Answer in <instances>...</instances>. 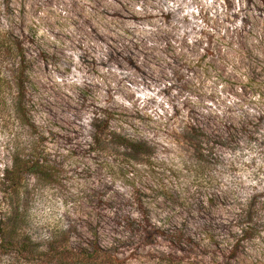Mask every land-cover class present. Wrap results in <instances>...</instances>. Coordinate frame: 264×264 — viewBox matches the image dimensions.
I'll return each mask as SVG.
<instances>
[{"label": "rangeland", "instance_id": "obj_1", "mask_svg": "<svg viewBox=\"0 0 264 264\" xmlns=\"http://www.w3.org/2000/svg\"><path fill=\"white\" fill-rule=\"evenodd\" d=\"M164 2L0 0V32L15 36L24 46L31 80L27 91L29 116L40 132L50 131L45 136L42 158L56 172L51 185L23 177L14 197L5 194L2 177L10 167L13 150L34 144L40 137L30 135L33 130L18 123L9 109L0 111V234L3 225L15 221L14 234L32 252L23 261L3 257L0 264H45L50 245L61 240L79 248L97 241L121 264H264V135L258 134L264 130V116L256 122L248 121L242 111L238 117L237 110L229 107L225 119H221L220 114L209 113L207 108L200 112L191 107L184 102L190 84L180 71L184 66L180 58L172 60L177 70L166 62H160L159 72L144 70L155 59L156 46L168 43L170 47L175 37L161 34L159 29H141L145 25L155 27L157 20H163L167 27L188 23L186 17L180 21L172 11L164 13L161 9L159 16H140L133 10L134 5L143 4L155 11ZM236 3L224 0L229 10ZM239 3L248 11L259 10L260 18H264V0ZM244 24L251 25L253 32H264L258 18L245 16ZM113 25L120 29L115 34ZM66 28L77 39L64 49L60 45L71 39ZM41 29L60 44L38 35ZM215 43V39L209 42V48ZM54 74L63 80L62 85L54 81ZM77 79L83 82H70ZM128 83L138 90H160L143 99V108L136 114L139 125L120 127L117 132L119 105L112 102L113 96L127 98L131 94ZM257 93L264 99V73L256 76L244 95ZM3 99L10 106V91L6 90ZM208 99L209 105L217 102L212 96ZM165 101L172 107L173 116L161 130L174 148L160 142L154 127L158 122L152 115H140L157 108L167 114ZM99 115L107 119L109 131L151 146L152 151L138 157L136 163L159 161L166 166L167 160L162 158L175 156L191 174L184 177L172 171L177 181H188L183 191L173 187L153 206L129 190L126 182L117 186L120 177L112 165L129 159L112 137L103 138L102 148L94 144L93 123ZM238 120L245 126L243 133H238ZM193 128L209 133L215 142L202 155L189 141ZM144 179L151 183L153 176L148 173ZM49 191L54 204L48 199ZM61 205L63 212L58 211ZM241 210L249 216L244 217ZM50 217L58 218L49 224Z\"/></svg>", "mask_w": 264, "mask_h": 264}, {"label": "clouds", "instance_id": "obj_2", "mask_svg": "<svg viewBox=\"0 0 264 264\" xmlns=\"http://www.w3.org/2000/svg\"><path fill=\"white\" fill-rule=\"evenodd\" d=\"M161 9L164 13L169 11L176 13L180 21H184L186 17L188 23L173 24V27H167L163 20H157L155 21V27L149 28L145 25L141 29V32L145 30L157 32L159 29L161 34L172 33L175 37L170 40V47L168 43L156 46V50L153 52L155 59L149 62L147 68L144 70L159 72L161 68L160 62H166V64L172 65V69L177 70V66L172 64V60L180 58L184 65L180 71L183 72L186 81L190 84L189 90L184 93V102L188 101L191 107L195 106L200 112H204L207 108L209 113H218L221 119H225L227 108L234 107L237 110L236 114L238 117L242 111L248 121H259L264 116V99H262L259 93L247 97L244 95L246 89L252 87V81L256 76L264 73V32H253L251 25L246 26L244 24V18L247 16L258 18L260 25L264 26V18H260L259 10L253 8L251 11H248L246 5L239 3V0H237L236 6L231 10L224 5V0H187V2L165 0L164 3H160L156 7L155 11L143 4L133 6V10L140 16H145L148 13L159 16ZM177 9L183 10L177 12ZM225 20L228 21L227 24L223 23ZM113 28V34H115V31L120 30L115 25H113ZM173 28L177 30L173 31ZM64 31L69 33L71 39L65 40L60 46L67 49L77 37L72 35L71 29L66 28ZM38 35L60 44L46 29H41ZM213 39H215L216 43L212 48H209V42ZM70 54L76 56V53ZM205 56L207 57L206 59ZM107 71V69L101 70L104 73ZM119 75L117 73V76ZM124 75H127V73H124ZM168 75H172L171 69L168 71ZM54 81L61 85L63 84V80L55 76V74ZM70 82L82 83L83 81L77 79ZM96 82L104 83L103 80H97ZM109 83H112V81L109 80ZM113 87H115V84H113ZM127 88L131 93L127 95V98L113 96L112 102L119 105V112L116 116L117 132L120 127L128 128L133 123L139 125L141 121L139 118H136V114L143 108V99L155 96L156 92L160 90L157 88L154 91H145L142 87L138 90L131 83L127 84ZM68 95L71 96L72 93H68ZM209 96H212L217 102L209 105ZM138 99L140 100L139 105H137ZM157 99L162 100L163 98L157 97ZM223 101H226V103ZM165 105L167 114H165V111L157 108L151 113L140 112V115H152L154 120L158 122L154 124V127H156L160 134V142L174 148L175 145L169 143L164 132L161 130L169 118L173 116L172 107L168 106L166 101ZM157 112H159V115H156ZM22 117L25 123H31L29 114L23 111V109ZM186 117L187 113L184 112L183 118L185 120ZM176 122L173 121V123ZM238 122L241 125L238 133H243L245 126L239 120ZM49 132V130H44L43 132H40L38 129L36 130V134L40 137L41 145L44 149L45 136ZM258 134L264 135V130H261ZM162 159L167 160L166 166L161 165L159 161L136 163L129 160L121 163L118 160L116 164L112 165L117 170V176L120 177L117 180V186L121 182H126L129 190L135 191L137 197L153 204V206L159 203L165 197L166 192L173 187L177 191L182 192L184 185L188 181L183 179L177 181L172 176V171L177 170L178 174L183 173L184 177H189L191 175L190 172L183 168L175 156ZM148 173H151L153 176L151 183L145 182L144 179ZM2 175L0 173V176ZM35 175L46 176L50 180L55 179L44 172H38ZM35 175L33 182L35 181ZM20 191L23 194L22 188ZM120 191L123 192L125 189L120 188ZM47 195L49 201H52L51 191ZM52 203L54 204L55 201H52ZM71 207L72 205L69 204L68 208L71 209ZM52 210L50 206L48 211L51 212ZM58 211H65L63 205H61ZM57 218L50 217L49 224Z\"/></svg>", "mask_w": 264, "mask_h": 264}, {"label": "trees", "instance_id": "obj_3", "mask_svg": "<svg viewBox=\"0 0 264 264\" xmlns=\"http://www.w3.org/2000/svg\"><path fill=\"white\" fill-rule=\"evenodd\" d=\"M25 55L24 46L18 38L9 33L0 32V111L9 109L16 121L23 126H29L33 130L30 135L37 137V128L34 123L32 121L30 124L25 123L22 117V109L30 115L27 91L31 80L25 67ZM6 90L12 94L10 106H7L6 100L3 99ZM94 119L92 140L94 144L99 145V148H102L103 138L109 136L112 137L111 140L114 138L115 145L122 149L131 161L137 162L138 157L147 156L152 151L151 146L146 143L135 142L128 137L109 131L108 121L105 117L101 118L99 115ZM190 133L189 141L201 155L206 151V147L215 143L210 140V134L201 129L193 128ZM40 144L41 141L37 140L34 144H26L24 148L21 146L17 150H13L10 167L5 170L2 177L6 188L4 192L7 196H15L14 192L23 177L33 178L38 172L56 177V172L48 167L45 158H42L45 156V149ZM35 179L41 184L51 185V180L46 176L35 175ZM241 213L244 214V217L249 216L246 211L241 210ZM2 229L0 259L11 257L13 262L28 259L32 252L28 250V246H26L28 244L21 242L14 234L16 231L15 221L3 225ZM45 255H47L46 258L44 257L45 264H121L120 260L109 256L97 241L88 243L87 248H79L72 246L68 240H61L51 244Z\"/></svg>", "mask_w": 264, "mask_h": 264}]
</instances>
